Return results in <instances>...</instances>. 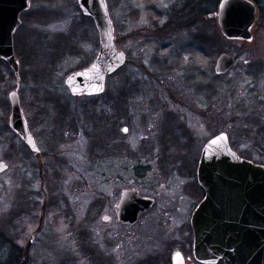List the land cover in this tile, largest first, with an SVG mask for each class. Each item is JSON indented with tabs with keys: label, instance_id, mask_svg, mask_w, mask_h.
<instances>
[{
	"label": "rangeland",
	"instance_id": "1",
	"mask_svg": "<svg viewBox=\"0 0 264 264\" xmlns=\"http://www.w3.org/2000/svg\"><path fill=\"white\" fill-rule=\"evenodd\" d=\"M28 1L12 47L19 105L41 155L8 125L17 80L0 60V264H170L179 249L192 257V235L188 246L177 241L190 212L178 224L160 192L195 176L205 142L222 131L264 165V0L249 42L224 39L206 0H104L126 61L101 94L78 97L64 80L96 58L92 19L77 0ZM222 52L235 62L217 75ZM138 186L154 203L125 227L114 206Z\"/></svg>",
	"mask_w": 264,
	"mask_h": 264
},
{
	"label": "water",
	"instance_id": "2",
	"mask_svg": "<svg viewBox=\"0 0 264 264\" xmlns=\"http://www.w3.org/2000/svg\"><path fill=\"white\" fill-rule=\"evenodd\" d=\"M78 5L84 14L92 17L100 48L93 63L71 73L65 85L74 95L98 94L104 89L106 75L119 68L125 56L115 47L105 1L78 0ZM27 7V0H0V58L8 63L17 78L18 62L13 54L12 33L20 23L19 13ZM216 19L226 38L250 41L254 4L250 0H220ZM233 62L231 55L222 53L216 59L214 70L217 74L224 73ZM93 65H96L95 70ZM9 101V126L36 150L26 128L17 89L9 93ZM5 167L0 162V171ZM196 175L204 197L190 219L194 258L202 263L221 259L224 264H264V166L239 157L230 148L226 133L222 132L202 148ZM135 194L132 190L121 193L117 216L123 222L134 223L139 210L149 206V201L135 198ZM140 204L143 206L139 207ZM177 255L173 256V264H183Z\"/></svg>",
	"mask_w": 264,
	"mask_h": 264
},
{
	"label": "flooded vegetation",
	"instance_id": "3",
	"mask_svg": "<svg viewBox=\"0 0 264 264\" xmlns=\"http://www.w3.org/2000/svg\"><path fill=\"white\" fill-rule=\"evenodd\" d=\"M253 2H254L255 7H256V16H257L260 12L259 11L260 9L254 0H253ZM255 24H256V17H255V21L253 23V26ZM14 135L18 139L19 143H21L23 146L27 147L25 142L17 134L14 133ZM34 142H35V145L37 147V150L36 151L30 150V151L33 154H35L36 156L40 157V155H41L40 149L38 148L35 140H34ZM6 167H7V165H6ZM4 171L0 172V174H2ZM149 177H151V176L149 175ZM181 178L182 179L180 180L179 183H177V184L174 183V185L176 184V187L173 186V188H170V190L168 188H164V189H161L162 192H160L161 194H163V196H167V198H166L167 199V207H168V209H170L174 213V217L176 218L178 224H179V221L184 214L186 215V213L188 214V212H190V217H191V214L193 213V211L195 210V208L197 207V205L199 204V202L201 201V199L203 198V195H204V191H203L202 187L200 186V184L198 183V181L196 179V175L194 176L192 174H187L186 176H183ZM156 183H157L156 181H153L151 185L155 186ZM142 188H143V186H138L137 188H131V189L136 190V192H137L136 197L137 198H140V200H142V201H149V207H151L153 205L154 201L151 198V195H149L147 193L144 194L145 192ZM197 193L199 194V196H200V194H202V197H201V199H199V201L196 202V200H194V199L197 197ZM191 200H194V202H196L195 206H193V207H191V204H190ZM167 207L161 206V209L163 210L162 212L167 213L168 212L166 210ZM114 210H115V217H116L117 203L114 206ZM140 214H142V211L138 213L137 220L133 224L123 223V222H120L119 220L118 221L125 227H131L138 222ZM106 217L108 220L109 216H106ZM190 217H189L188 224L185 221V224L187 226L189 225L187 230L190 232V234L188 232V236L186 237V240L184 239V242H183V238H182L183 234L178 233L177 241H178V243L180 242L182 245L186 244V246H188L189 242H190V235H192V241H191L190 246H191V255H193V253H192L193 233H192V229H191V225H190ZM116 219H117V217H116ZM170 223H172L171 220H170ZM181 226L185 227L184 224L179 225V230H181ZM189 227H190V229H189ZM179 230H178V232H179ZM176 254H178L177 255L178 261L180 260V262H182L183 264H208V263L198 262L194 258V256L190 257L189 255H186L185 252H182V250H180V249L175 251L174 254L172 255V257L170 259V264H173V256ZM166 260L167 259H165V262H166ZM218 262H220L222 264L221 261H217L215 264H217Z\"/></svg>",
	"mask_w": 264,
	"mask_h": 264
},
{
	"label": "trees",
	"instance_id": "4",
	"mask_svg": "<svg viewBox=\"0 0 264 264\" xmlns=\"http://www.w3.org/2000/svg\"><path fill=\"white\" fill-rule=\"evenodd\" d=\"M208 3H210L211 7H217V4L219 2V0H206ZM255 3L259 6V0H254ZM260 9V6H259ZM209 11V10H208ZM260 11V10H259ZM207 12V11H206ZM260 13V12H259ZM211 37V36H209ZM5 264H16V262H14L12 259H10L8 262H6Z\"/></svg>",
	"mask_w": 264,
	"mask_h": 264
},
{
	"label": "snow or ice",
	"instance_id": "5",
	"mask_svg": "<svg viewBox=\"0 0 264 264\" xmlns=\"http://www.w3.org/2000/svg\"><path fill=\"white\" fill-rule=\"evenodd\" d=\"M92 67H93L94 70L96 69V65H93ZM100 90H102V89H100ZM124 131H127V129H124ZM217 139H220V138L218 137ZM215 142H216V141H213V143H215ZM30 143H31V141H30ZM33 146H34V145H33ZM106 219H107V217H106Z\"/></svg>",
	"mask_w": 264,
	"mask_h": 264
}]
</instances>
